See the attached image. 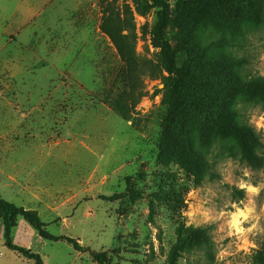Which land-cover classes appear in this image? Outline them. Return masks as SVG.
Segmentation results:
<instances>
[{
    "label": "rangeland",
    "instance_id": "1",
    "mask_svg": "<svg viewBox=\"0 0 264 264\" xmlns=\"http://www.w3.org/2000/svg\"><path fill=\"white\" fill-rule=\"evenodd\" d=\"M159 1L62 0L15 33L0 0V194L60 237L18 218L44 264H252L264 241V165L220 156L194 95L236 97L231 52L264 76V0ZM34 263L0 217V264Z\"/></svg>",
    "mask_w": 264,
    "mask_h": 264
},
{
    "label": "trees",
    "instance_id": "2",
    "mask_svg": "<svg viewBox=\"0 0 264 264\" xmlns=\"http://www.w3.org/2000/svg\"><path fill=\"white\" fill-rule=\"evenodd\" d=\"M158 4H159V0ZM162 21L166 19L165 14L161 15ZM162 31V26H159ZM244 40L246 37L243 35ZM232 40H235L232 38ZM236 45H231L235 47ZM227 61L234 64V70H237V80H228L224 77L221 81L228 84L231 88L240 89L236 97H232L230 91L220 95H206L194 94L195 97H206L211 106L213 123L218 129V134L214 138V143L217 146L220 156L228 155L237 158L239 161L246 163L250 167L257 169L264 165V143L261 135L257 132L255 127L245 119L242 114V109L239 108V102L245 104H261L264 109V76L254 75L250 76L244 72L247 68L248 61L245 58L238 57L235 52L227 56ZM219 81V78H216ZM216 97V98H215ZM243 100H240V99ZM182 102L188 105L192 110L198 113L203 119H208V114L195 105L193 101L187 98H182ZM224 105V106H223ZM229 109H226V106ZM231 116V118H230ZM189 136L187 133H185ZM213 170V167H212ZM233 195L237 200H242L246 197V190L243 188L233 187ZM0 217L4 224V238L5 246L17 252L21 256L34 260V264H44L43 257L39 252H35L30 248L16 244L13 240V230L17 226L19 217H23L27 222L34 226L39 234L47 240H59L60 237L54 236L45 229L44 223L41 221L39 214L35 210H29L22 206L7 200L0 194ZM79 246L75 240L69 239ZM196 246V245H195ZM80 247V246H79ZM103 260V257H101ZM252 264H264V241L260 242V247L254 251Z\"/></svg>",
    "mask_w": 264,
    "mask_h": 264
},
{
    "label": "crops",
    "instance_id": "3",
    "mask_svg": "<svg viewBox=\"0 0 264 264\" xmlns=\"http://www.w3.org/2000/svg\"><path fill=\"white\" fill-rule=\"evenodd\" d=\"M9 1V0H7ZM62 0H17L15 7V17L12 16V23L9 25L10 32L18 33L30 19L41 16L53 3L59 4Z\"/></svg>",
    "mask_w": 264,
    "mask_h": 264
}]
</instances>
